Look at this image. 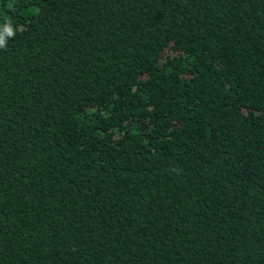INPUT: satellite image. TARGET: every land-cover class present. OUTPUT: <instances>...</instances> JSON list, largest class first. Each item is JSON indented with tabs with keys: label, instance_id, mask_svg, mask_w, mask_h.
<instances>
[{
	"label": "trees",
	"instance_id": "obj_1",
	"mask_svg": "<svg viewBox=\"0 0 264 264\" xmlns=\"http://www.w3.org/2000/svg\"><path fill=\"white\" fill-rule=\"evenodd\" d=\"M0 39V264H264V0H0Z\"/></svg>",
	"mask_w": 264,
	"mask_h": 264
},
{
	"label": "clouds",
	"instance_id": "obj_2",
	"mask_svg": "<svg viewBox=\"0 0 264 264\" xmlns=\"http://www.w3.org/2000/svg\"><path fill=\"white\" fill-rule=\"evenodd\" d=\"M11 30L9 29V32H10ZM2 44H3V41H2V39H0V46H2Z\"/></svg>",
	"mask_w": 264,
	"mask_h": 264
}]
</instances>
